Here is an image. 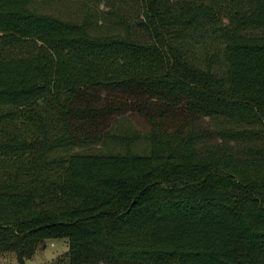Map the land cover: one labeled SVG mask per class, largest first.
Listing matches in <instances>:
<instances>
[{"label":"trees","instance_id":"obj_1","mask_svg":"<svg viewBox=\"0 0 264 264\" xmlns=\"http://www.w3.org/2000/svg\"><path fill=\"white\" fill-rule=\"evenodd\" d=\"M39 1L0 0V252L264 264V0Z\"/></svg>","mask_w":264,"mask_h":264},{"label":"rangeland","instance_id":"obj_2","mask_svg":"<svg viewBox=\"0 0 264 264\" xmlns=\"http://www.w3.org/2000/svg\"><path fill=\"white\" fill-rule=\"evenodd\" d=\"M85 4L96 7L91 0H40L37 4L39 10L54 12L65 17H80L84 14ZM106 10L103 0L98 5ZM133 124L146 129V124L136 117ZM129 120V119H127ZM0 264H70L68 242L66 237H47L39 243L37 249L30 257L18 260L14 251L0 252Z\"/></svg>","mask_w":264,"mask_h":264}]
</instances>
